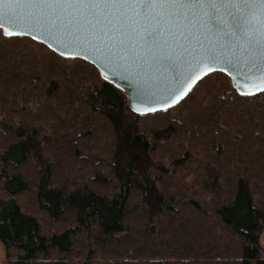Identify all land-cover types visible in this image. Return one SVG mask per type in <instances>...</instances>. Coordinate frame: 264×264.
Wrapping results in <instances>:
<instances>
[{
    "label": "trees",
    "instance_id": "1",
    "mask_svg": "<svg viewBox=\"0 0 264 264\" xmlns=\"http://www.w3.org/2000/svg\"><path fill=\"white\" fill-rule=\"evenodd\" d=\"M229 80L211 74L180 105L141 115L89 62L0 29L7 261L264 264V92L240 95ZM94 131L100 156L86 141ZM89 157L99 165L94 173L60 172L63 164L90 167ZM24 196L49 223L69 225L44 229ZM77 244L87 250L80 261Z\"/></svg>",
    "mask_w": 264,
    "mask_h": 264
},
{
    "label": "snow or ice",
    "instance_id": "2",
    "mask_svg": "<svg viewBox=\"0 0 264 264\" xmlns=\"http://www.w3.org/2000/svg\"><path fill=\"white\" fill-rule=\"evenodd\" d=\"M257 4L264 8V0H0L8 9L0 11V29L5 36L24 34L9 32L5 25L42 31L59 56H92L113 77L119 70L121 79L137 85L130 104L153 99L166 110L190 98L191 87L182 86L193 76L203 82L222 72L238 94H254L245 89L252 83V70L264 77V26L246 27L243 10ZM225 13L232 16L231 24ZM221 60L223 68L210 66ZM181 74L184 79L176 88L164 86Z\"/></svg>",
    "mask_w": 264,
    "mask_h": 264
},
{
    "label": "water",
    "instance_id": "3",
    "mask_svg": "<svg viewBox=\"0 0 264 264\" xmlns=\"http://www.w3.org/2000/svg\"><path fill=\"white\" fill-rule=\"evenodd\" d=\"M8 9L5 6H0V11H4L6 12ZM228 12H231L232 15H236L239 16L240 12L237 11L236 9H228ZM225 19H226V23L231 24L232 23V16L227 15V13H225ZM243 19H244V23L246 25V27H251V28H255L257 30H259L262 26H264V8H262L259 4H257L254 7H249L247 9L243 10ZM5 28L7 31L12 32V33H24L22 35H12V36H5V37H28L38 43L44 44L45 46L51 44L52 48H56V44L53 43L52 40L48 39L43 32H36V31H30L29 29L26 28H20V27H8L7 25H5ZM2 32L4 31V29H1ZM33 37H36V39H33ZM48 47V46H47ZM49 48V47H48ZM50 49V48H49ZM52 50V49H50ZM59 52H63L65 51L64 48H59L58 49ZM226 56L228 55V52L225 50L224 53ZM83 55H88V53H83ZM83 60V59H81ZM87 62H89L91 65H93L101 74V76H108V81L114 83L116 86H118L119 88H121L125 94V96L128 98V105L131 108V110L137 114H141V113H146V114H152V113H157V112H161V111H165V108L161 103L156 102V100L153 99H145V100H135L132 104L129 103V99L130 97L133 96V94L137 91V85H135L134 83L128 81L126 82L125 80L121 79V75L119 70H117V75L115 77H113L112 73L110 71H108L106 68H101L95 61V59L92 56L88 57V60H85ZM211 67H224V63L223 60H221L219 63L217 64H212L210 65ZM207 67L206 65H201V68L203 71H207ZM250 67V66H249ZM196 75H199V73H197ZM233 75H235V73H233ZM251 79H252V83L249 84V86L245 89V91L249 92V93H254L253 95H243V96H254V95H258L264 92V77L261 76L260 73L255 72L254 70H252V72L250 73ZM184 76L183 74H181L177 79H169L167 81L164 82V86L165 87H169V88H176L178 81L179 80H183ZM193 81H195V83H193ZM200 82L198 80L195 79V76L192 77L191 80H188L186 83L183 84V88L187 89L189 87H191V89H193L196 84ZM166 98V97H165ZM157 99H159V97H157ZM175 105H172L171 107H168L166 110L172 108ZM157 109V111H151V109ZM134 109H139V112L134 110ZM144 115V114H141Z\"/></svg>",
    "mask_w": 264,
    "mask_h": 264
},
{
    "label": "rangeland",
    "instance_id": "4",
    "mask_svg": "<svg viewBox=\"0 0 264 264\" xmlns=\"http://www.w3.org/2000/svg\"><path fill=\"white\" fill-rule=\"evenodd\" d=\"M94 138L92 139V138H89V139H86V141H88V144H89V147H92L91 149L93 150L92 152H91V156H94L95 154H97L98 153V155H99V150H98V148H100L101 146L99 145V143L101 142L100 140H99V136H101V134H99L98 132H96V131H94ZM89 137V136H88ZM69 141H73V139H70ZM81 143V142H80ZM65 144H67L68 146H66L67 147V151L69 152L71 149V147H72V144H73V142L72 143H70V142H68V143H65ZM96 149V150H95ZM100 156V155H99ZM53 159H54V157H53ZM89 162H91L92 163V165H90V167L88 166V168L86 167V166H83L85 163L82 161V163H76L73 167H71V168H69V167H67V165H64L63 164V167H62V169L60 170V172L62 173V170H63V172H64V170H65V172H66V176L68 175V177H70L71 179H73L74 177H77L78 175L77 174H83L85 171H87V172H85L86 174L87 173H94V169H98L99 170V165H98V163H97V161H96V157H89L88 159H87ZM82 167H85V168H87L86 170H84V171H82ZM74 169V171H75V173H74V171L73 172H71L70 171V173L71 174H67V172L69 171V169ZM60 173V174H61ZM84 173V174H85ZM83 174V175H84ZM89 175V174H88ZM21 200L23 201V205L26 207V209H28V210H30V211H33V212H35L39 217H40V219H41V221H42V223H43V227H44V229H46V230H50V231H53V230H56V229H58V227L59 226H68L69 225V221L68 220H66V221H64L62 224H58V225H56V224H51V223H49V220H48V217L46 216V214H44V213H42V212H39L33 205H31L30 204V198H27V196H24V198L23 197H21ZM181 210V212H183L182 211V207L180 208ZM189 214H191V212L189 213ZM192 217H194V215H192ZM167 221V219H165V221H163V223L161 224V228H163V229H165V227H166V222ZM163 238H165L166 240H168V238H167V233H165L164 232V237ZM165 240V241H166ZM261 241H262V244H263V246H264V232H263V234H262V238H261ZM83 244H86V241H84L83 242ZM84 246V245H83ZM162 248V247H161ZM86 252H87V250H85L83 247H81L79 244H77L76 245V247H75V249H74V253H73V255H74V259L75 260H81L82 258H83V256H85L86 255ZM98 256V255H97ZM97 263H104V261H102V262H97ZM0 264H10L8 261H7V259H6V251H5V247H4V245L0 242Z\"/></svg>",
    "mask_w": 264,
    "mask_h": 264
}]
</instances>
